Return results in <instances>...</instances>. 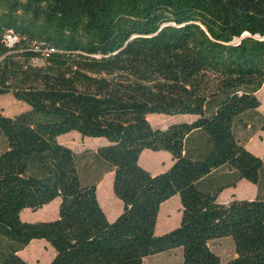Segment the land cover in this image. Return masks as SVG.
Masks as SVG:
<instances>
[{
    "label": "trees",
    "instance_id": "obj_1",
    "mask_svg": "<svg viewBox=\"0 0 264 264\" xmlns=\"http://www.w3.org/2000/svg\"><path fill=\"white\" fill-rule=\"evenodd\" d=\"M263 86L264 0H0V95L28 105L0 111V264H29L19 251L34 239L54 248L48 264H145L175 248V264H264V196L218 201L241 179L261 185L264 160L236 127ZM151 113L194 119L161 128ZM71 131L106 139L94 154L123 202L113 221L101 178L85 183L83 153L59 141ZM144 149L172 164L153 174ZM177 194L180 224L156 234ZM57 198V218L22 219ZM222 237L226 261L209 244Z\"/></svg>",
    "mask_w": 264,
    "mask_h": 264
},
{
    "label": "rangeland",
    "instance_id": "obj_2",
    "mask_svg": "<svg viewBox=\"0 0 264 264\" xmlns=\"http://www.w3.org/2000/svg\"><path fill=\"white\" fill-rule=\"evenodd\" d=\"M257 96L261 101V105L255 110L242 116V119L237 124V132L240 139L244 142L247 149L260 156L264 160V132L260 130L258 120L259 117L264 116V86L257 91ZM28 109V105L22 101L17 100L12 94L0 95V111L9 116H14L21 111ZM148 119L154 127L166 128L172 123L180 122L183 120H192L194 116L191 115H166L160 113H151ZM59 141L63 144L70 146L76 152L83 153L80 162V173L82 180L89 183L102 178L106 172L107 164L98 159L94 151L106 139L103 137H89L82 136L77 131H71L62 134ZM6 146V142L0 133V151ZM157 162L158 169L165 168L169 162L165 158ZM140 163V162H139ZM106 181L101 185L99 192L110 190V173H107ZM248 181V180H247ZM224 189L219 197V202H225L231 197L251 198L253 195L256 197L258 194L264 196V171L260 187L257 190H249L246 186H241L234 191ZM259 192V193H258ZM176 197V198H175ZM169 205L171 211L168 214H163L162 218L157 222L156 234H163L172 230L180 224L181 220V202L179 196H174L170 199ZM59 213V204L56 200L44 205L39 209L25 208L21 217L25 221L35 222L39 220H51L57 218ZM210 247L220 255L223 261L229 260L235 255L234 242L231 237L216 238L209 242ZM54 248L45 239H34L19 254L26 259L29 264H48L54 255ZM182 248H175L172 250L164 251L145 258V264H175L182 260Z\"/></svg>",
    "mask_w": 264,
    "mask_h": 264
},
{
    "label": "crops",
    "instance_id": "obj_3",
    "mask_svg": "<svg viewBox=\"0 0 264 264\" xmlns=\"http://www.w3.org/2000/svg\"><path fill=\"white\" fill-rule=\"evenodd\" d=\"M162 158L169 160V162L165 168L158 169L156 164L158 161H161L162 163H164V161H162ZM139 162L144 168H146L153 174H157V173H160L166 170L172 164V155L168 151H164V150L155 151L151 149H144L140 155ZM107 173H110L109 174L110 175V190L106 189L105 191H102L101 193L99 192V189L101 188L100 186L103 185L104 182L106 181V177L108 176ZM112 182H113V172H106V174L97 183V196H98L99 202L103 210L105 211L108 220L110 221H113L114 219H116L123 210V202L115 195L113 188H112ZM241 186L243 187L246 186L250 191L251 190L256 191L258 188L256 184L250 181H247L246 179H241L236 183L235 187H229L227 189L232 190V194H235L234 191L237 189V187L240 188ZM174 196H179V195L177 194ZM254 197L255 196L253 195L251 198H254ZM233 198L234 197H231L225 202H229ZM235 198H238V197H235ZM170 199L162 203L160 211H159L158 220L163 219L162 218L163 214H168L169 211H171V207L169 205ZM55 200L59 204L60 198H57Z\"/></svg>",
    "mask_w": 264,
    "mask_h": 264
},
{
    "label": "built area",
    "instance_id": "obj_4",
    "mask_svg": "<svg viewBox=\"0 0 264 264\" xmlns=\"http://www.w3.org/2000/svg\"><path fill=\"white\" fill-rule=\"evenodd\" d=\"M15 41H16V36H14L13 34L9 33L7 35V42L9 43V45H12Z\"/></svg>",
    "mask_w": 264,
    "mask_h": 264
}]
</instances>
